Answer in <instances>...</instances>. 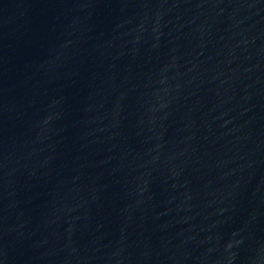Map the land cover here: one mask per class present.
I'll use <instances>...</instances> for the list:
<instances>
[{"label": "water", "instance_id": "obj_1", "mask_svg": "<svg viewBox=\"0 0 264 264\" xmlns=\"http://www.w3.org/2000/svg\"><path fill=\"white\" fill-rule=\"evenodd\" d=\"M0 264H264V0H0Z\"/></svg>", "mask_w": 264, "mask_h": 264}]
</instances>
